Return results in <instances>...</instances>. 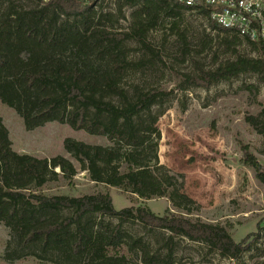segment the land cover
Masks as SVG:
<instances>
[{"label":"trees","instance_id":"obj_1","mask_svg":"<svg viewBox=\"0 0 264 264\" xmlns=\"http://www.w3.org/2000/svg\"><path fill=\"white\" fill-rule=\"evenodd\" d=\"M98 1L37 0L25 9L8 5L0 18V102L12 108L27 129L55 121L111 141L99 145L64 138L63 148L77 166L60 154L39 158L11 148L0 117V222L15 234L17 250L33 249L41 258L56 253V260L67 264H129L119 247L134 250L143 264H173L174 238L178 236L201 242L224 257L237 258L254 242L252 234L236 242L226 226L192 219L181 211L167 208L158 215L141 205L115 209L107 192L69 196L39 191L58 174L55 168L67 180L81 169L95 183L137 198L165 197L173 207L182 209L192 202L181 191L183 174L158 160V113L154 108L163 104L171 90L125 86L123 78L131 68L159 58L144 33L156 25L161 12L172 14L175 7L195 9L204 14L209 29L232 34L234 42L239 37L210 19L214 7H189L174 0H114L117 14L122 8H139L128 32L112 30L95 20L92 6ZM128 38H134L147 55L128 59ZM245 41L258 52L256 57L236 54L214 70L181 74L174 88H207L214 81L247 71L264 80V43ZM260 116L262 119H246L264 136V108ZM242 161L264 181L260 163L245 148ZM62 209L70 213L62 215ZM93 214L118 222L113 226L95 222L90 218ZM127 220L166 232L164 253H150L140 237L123 231L121 225Z\"/></svg>","mask_w":264,"mask_h":264},{"label":"rangeland","instance_id":"obj_2","mask_svg":"<svg viewBox=\"0 0 264 264\" xmlns=\"http://www.w3.org/2000/svg\"><path fill=\"white\" fill-rule=\"evenodd\" d=\"M35 3L37 0H0V18L8 11V5L25 9ZM138 8H122L117 14L114 0H100L92 6L95 20L100 24L125 32L130 30L133 13ZM172 11V14L161 12L156 25L144 33L145 40L159 58L128 70L123 84L163 86L171 90L163 104L154 108L158 113L157 153L161 164L183 174L181 191L192 200L186 204L187 209L173 207L165 197L137 198L119 188L95 183L81 169L67 180L55 168L58 174L38 189L45 195L81 196L107 192L115 209L141 205L158 215L167 208L181 211L192 219L226 226L236 242L252 234L250 240L254 242L237 258L210 251L201 242L175 237L173 264H264V181H260L253 168L242 161L245 148L258 160L264 173V136L246 119L247 116L262 119L264 80L261 75L247 71L228 80L214 81L207 88H174L181 74L214 70L236 54L256 57L258 52L244 39L234 42L232 34L209 29L204 14L195 9L175 7ZM125 45L128 59L138 60L147 55L134 38L125 40ZM248 84L253 88H246ZM0 117L11 148L18 153L39 158L60 154L76 165L63 148L64 138L90 144H111L105 136L74 130L66 123L55 121L27 129L22 118L1 102ZM60 213L68 215L70 211L62 209ZM90 218L110 226L118 222L106 215L93 214ZM121 228L140 237L150 253H164L166 232L149 229L132 220L124 221ZM118 249L119 253L125 254L129 264H143L134 250ZM33 253V249L17 250L15 234L0 222V264H67L60 258L56 260V253H48L42 258Z\"/></svg>","mask_w":264,"mask_h":264},{"label":"built area","instance_id":"obj_3","mask_svg":"<svg viewBox=\"0 0 264 264\" xmlns=\"http://www.w3.org/2000/svg\"><path fill=\"white\" fill-rule=\"evenodd\" d=\"M47 1V0H43ZM89 3L91 0H78ZM194 7H214L210 19L241 39L264 43V0H174Z\"/></svg>","mask_w":264,"mask_h":264}]
</instances>
